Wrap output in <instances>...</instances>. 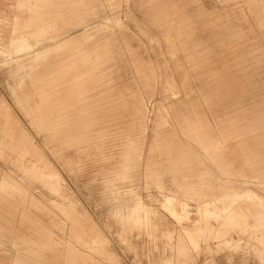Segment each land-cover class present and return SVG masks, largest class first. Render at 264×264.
I'll list each match as a JSON object with an SVG mask.
<instances>
[{
  "label": "rangeland",
  "instance_id": "1",
  "mask_svg": "<svg viewBox=\"0 0 264 264\" xmlns=\"http://www.w3.org/2000/svg\"><path fill=\"white\" fill-rule=\"evenodd\" d=\"M63 1L51 0L47 6V17L56 15L53 11ZM160 1L173 5L177 10L173 14L177 16L184 12L194 15L202 9L210 15L222 13L220 19L243 18L252 24L247 0H91L88 9L78 13L85 17L84 25L66 27V36H79L83 31H88L93 33V37L86 39L85 44L91 46L93 42L103 41L114 34L115 39L110 47L115 59L106 69L110 77L109 86L112 93L124 95L129 110L123 111L107 126L98 124L93 127L92 135L105 130L100 149L92 144L84 151L63 148L61 156L53 154L54 143L44 141L43 134L31 125L29 117L20 107L18 96L21 91L17 81L23 73L16 71L17 62L3 64L7 57L0 54V121L4 113H10L20 121L18 128L26 130L35 141L46 162L59 174L63 189L62 193H55L44 181L48 180L47 176L43 180L38 172L35 175L25 173L21 166L31 167L36 157H18L7 146L0 148V180L7 176L16 179L31 196L47 205L50 216L54 218L65 216L53 200L84 214L106 238L104 248L114 254L117 264H264V237L260 238L262 229L252 226L254 219L249 217L238 226H223L230 211H239L245 205L253 208L260 205L262 200L255 193L232 198L234 193L229 197L227 193H220L218 188L219 185L233 186L238 191L253 190L264 196V174L252 173L247 166L246 175L227 176L224 166L217 167L194 142H188L176 125L165 103V96H173V92L179 90L175 87L177 76L172 68V63L176 62L168 61L170 56L166 52L162 31L150 17L151 8ZM5 7L0 19H8V22H0V31L7 33L11 31L12 17L25 16L26 12L12 4ZM253 7L258 10V0H255ZM231 9L234 13L223 17ZM65 15L70 16L71 13L66 12ZM170 32L175 33L173 29ZM5 35H0L2 46H6L9 40ZM253 35V40L258 41L257 28ZM45 44L52 45L53 41L45 40L41 45ZM219 55H222V51L216 56ZM132 59L153 78L152 94L142 88L148 100L144 131L134 124L135 121H131L130 116L131 105L137 101L136 93L140 89ZM183 66V71H190L187 63ZM248 72L251 75L250 84L246 83L243 93L231 94L235 88L233 85L239 82L237 79L236 83L229 79L224 80L223 85L221 81L208 85L211 109L208 114L212 121L220 123V130L224 133L243 129L247 119H264V60L253 63ZM234 73H237L236 69ZM192 84L193 87L199 86L195 80H192ZM177 94L181 95L180 92ZM260 130L258 128L253 133L257 134ZM162 135H166L167 144L157 143L156 139ZM236 148L225 153H233L228 159L239 163L243 157L242 152L236 155ZM127 149L130 160L124 163L122 153ZM195 152L199 158L193 161L201 163L197 172L189 170L179 160V155L195 158ZM67 158L75 163H66ZM254 167L256 169L257 165ZM138 201L154 211L149 216L156 227L137 225L122 216L127 213L128 207ZM252 210L257 211L258 208ZM179 212L180 219L177 217ZM15 224L20 233L27 232V223L22 224L18 220ZM206 225L212 227L216 234L206 238L197 237V229ZM168 229L170 233L166 231ZM69 233L67 229L66 237ZM191 233L193 238H189ZM71 242L81 250L87 249L82 243ZM62 246L65 248L66 244ZM95 247H100V244ZM31 248V243L21 241L13 251L23 253ZM91 254L95 264H114L113 260L98 251L94 250Z\"/></svg>",
  "mask_w": 264,
  "mask_h": 264
},
{
  "label": "crops",
  "instance_id": "2",
  "mask_svg": "<svg viewBox=\"0 0 264 264\" xmlns=\"http://www.w3.org/2000/svg\"><path fill=\"white\" fill-rule=\"evenodd\" d=\"M152 1L159 0H147ZM247 1L252 24H248L249 21L243 18L220 19L222 13L210 15L202 9L194 15L184 12L177 16L173 14L177 11L176 8L166 1H160L151 8L150 16L162 31L166 52L170 56L168 61L176 62L172 63V68L176 71L175 87L179 90L174 91L173 96H165V103L168 104L176 125L187 137L188 142H194L202 154L209 156L217 167L224 166L227 176H244L248 169L252 173L264 174V119H247L243 129L227 134L220 130V123L212 121L208 114L211 110L208 89L210 82L221 81L223 85L224 80L232 79L233 83H236L237 79L239 82L233 85L235 88L231 90V94L243 93L246 83L250 84L251 75L248 69L253 63L264 60V0H258V10L253 7L255 0ZM50 2L51 0H0V14L4 13L5 5L9 4L26 12L25 16L12 17L11 31H0V35L4 36L5 33V36L9 37L6 46L0 45V54L7 57L3 64L9 61L17 62L16 71L23 73L17 81L21 91L18 96L20 107L29 117L31 125L43 134L44 141L54 143V155L61 156L63 148L84 151L91 144L100 149L104 135L102 133L105 130L92 135L93 127L98 124L109 125L128 109L124 95L120 92L112 93L113 90L109 86L110 77L106 70L115 59L110 47L111 41L115 39L114 34L103 41L93 42L91 46L86 45L85 40L92 38L93 33L83 31L79 36H66V27L84 25L85 17L78 13L87 10L91 0H65L53 11L56 15L47 17V6ZM66 12L71 15H65ZM228 12L230 13L226 12L223 17L231 16L234 10ZM0 22L6 23L8 19H0ZM256 28L259 31L258 41L253 40ZM172 29L174 34L170 32ZM234 31L240 33L233 35L231 32ZM45 40L53 41V44L42 46ZM39 45L41 46L38 47ZM221 51L222 55L216 56ZM179 53L182 55L179 56ZM132 63L140 89L136 93L137 101L131 105L130 116L131 121H135L134 124L144 131L148 100L143 95L142 88L152 94L153 78L133 59ZM186 63L190 68L189 72L183 71V64ZM235 69L237 73H234ZM192 80L198 81L199 86L193 87ZM179 92L180 96L177 94ZM3 115L4 118L0 121V148L7 146L21 158L26 155L35 156L36 160L31 167L21 166L24 172L31 175L38 172L39 178L43 180L44 176H47L48 180L44 181L49 188L55 193H62L63 186L59 174L46 162L26 130L18 128L20 121L10 113ZM230 122L233 123L232 120ZM258 128L262 130L254 134ZM156 141L159 144L166 143V135L158 137ZM129 142L132 143V140ZM234 147H237L236 155H241L242 152L243 161L239 163L228 159L233 153H225ZM129 149L122 153L124 163L130 160ZM196 158H199L196 152L195 158H183L179 155L181 164L197 172L200 171L201 163H195L193 160ZM65 162L75 163L70 158ZM218 188L220 193H227L229 197L234 193L232 198L248 193H255L260 197L262 202L258 206L252 208L245 205L239 211H230L227 223L223 226H238L251 217L254 219L252 226L262 229L260 238L263 239L264 196L253 190L238 191L233 186L219 185ZM52 202L56 203L65 218L50 216L47 205L31 196L13 177L1 178L0 264H95L91 254L94 250L117 264L114 254L104 248L106 238L84 214L71 206L67 207L54 200ZM254 208L258 210L253 211ZM151 213L154 211L138 201L128 207L127 213L122 216L137 225L156 227L149 216ZM71 216L76 217L77 229L93 230L96 235L88 242L84 241L86 238L79 242L87 249L76 247L71 242L73 240L70 233L66 237V230L71 229ZM18 220L19 223L28 224L27 232L20 233L15 224ZM166 231L170 233L169 229ZM210 234L216 233L207 225L199 227L196 233L197 237L201 238ZM189 238H193L192 233ZM21 241L31 243L32 248L27 252L15 253L14 246ZM63 243L66 244L65 248ZM7 244L9 245L6 246ZM97 244H100V247H95Z\"/></svg>",
  "mask_w": 264,
  "mask_h": 264
},
{
  "label": "bare ground",
  "instance_id": "3",
  "mask_svg": "<svg viewBox=\"0 0 264 264\" xmlns=\"http://www.w3.org/2000/svg\"><path fill=\"white\" fill-rule=\"evenodd\" d=\"M46 127V126H45ZM53 138V137H52ZM55 142V141H54ZM57 145V144H56ZM55 146V145H54ZM181 207V206H180ZM184 209V207H183ZM184 211V210H183ZM191 212V211H190ZM184 216H187L186 213H183ZM189 214V213H188ZM197 214V213H196ZM177 217L180 219L181 218V214L180 212L177 213ZM185 219V218H184ZM182 222V220H181ZM185 222V221H184ZM96 235H94V231L93 230H81V229H77L76 228V217L75 216H71V229H70V237L73 241L75 242H80L83 239L86 238V242L90 241V239H93ZM74 247H71V249H73Z\"/></svg>",
  "mask_w": 264,
  "mask_h": 264
}]
</instances>
